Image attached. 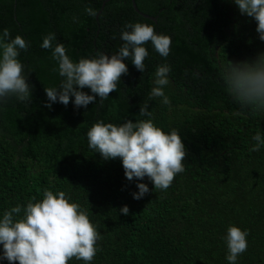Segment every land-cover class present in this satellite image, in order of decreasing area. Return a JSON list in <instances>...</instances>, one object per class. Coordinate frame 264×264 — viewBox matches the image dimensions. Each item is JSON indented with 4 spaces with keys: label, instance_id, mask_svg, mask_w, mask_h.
<instances>
[{
    "label": "trees",
    "instance_id": "16d2710c",
    "mask_svg": "<svg viewBox=\"0 0 264 264\" xmlns=\"http://www.w3.org/2000/svg\"><path fill=\"white\" fill-rule=\"evenodd\" d=\"M0 0V33L23 37V74L30 102L12 97L0 104V219L6 210L39 202L43 191H63L80 205L100 233L90 264H229L224 237L229 226L247 231L248 247L236 264H264V146L250 151L256 133L264 136V111L241 107L226 91L222 70L229 61L251 60L264 52L255 20L231 0ZM98 14L91 16L86 8ZM152 25L171 38L161 57L149 42L141 73L125 60L128 74L117 91L87 108L65 107L44 88L62 77L52 49L41 47L54 33L73 62L118 53L127 24ZM170 66L164 87L169 105L149 100L158 65ZM57 69V70H54ZM91 95L90 89H83ZM147 102L151 116H141ZM151 119L165 133L179 132L186 150L185 171L166 191L128 181L119 158L105 161L88 146L87 132L98 121L120 126ZM149 192L133 199L137 184ZM127 205L129 214L119 210ZM2 250V246H0ZM8 264V261H0ZM18 264V262H17ZM68 264H84L72 258Z\"/></svg>",
    "mask_w": 264,
    "mask_h": 264
},
{
    "label": "clouds",
    "instance_id": "9594fccd",
    "mask_svg": "<svg viewBox=\"0 0 264 264\" xmlns=\"http://www.w3.org/2000/svg\"><path fill=\"white\" fill-rule=\"evenodd\" d=\"M241 15L255 20L256 33L264 41V0H231ZM86 13L95 16L92 8ZM120 39L124 42L118 53L111 56L97 53L95 57L82 58L73 62L67 55L64 44L57 43L54 33L43 38L41 47L52 49V58L58 64L59 75L63 78L59 87L44 88L51 108L54 103L65 107L71 100L74 108H87L97 98L105 100L111 92L117 91L121 76L128 74L125 60L131 59L134 67L143 73L144 60L148 56L145 44L151 43L154 50L164 58L170 54L171 38L158 34L152 25L135 23L125 25ZM29 44L20 35L10 37L8 29L0 33V104L15 97L21 102H30L32 85L23 74V64L19 61L20 50H27ZM57 70V69H54ZM170 66H157L155 86L148 99L160 98L164 105L170 104L164 87L169 84ZM226 91L241 105L253 111H264V52L254 59L239 62L229 61L222 70ZM90 89L91 95L83 91ZM141 116H151L147 102L140 107ZM88 146L99 153L103 160L122 162L124 175L128 181H143L145 177L153 184L154 190L166 191L175 176L185 171V146L175 129L165 133L155 126L151 119L133 123L127 120L120 126L98 121L87 132ZM252 140L255 144L250 151H258L264 146V136L256 133ZM138 192L132 193L133 199H142L150 190L146 183L137 184ZM22 209L20 205L3 213L0 219V261L8 264H68L72 258L84 264L93 261L98 249L100 233L90 222L88 215L77 203L69 202L66 194L45 189L43 199L28 202L23 208V216L17 218ZM129 214V207L119 210ZM248 232L237 226H229L224 240L227 245L226 259L236 264L238 257L248 247Z\"/></svg>",
    "mask_w": 264,
    "mask_h": 264
},
{
    "label": "water",
    "instance_id": "95a60500",
    "mask_svg": "<svg viewBox=\"0 0 264 264\" xmlns=\"http://www.w3.org/2000/svg\"><path fill=\"white\" fill-rule=\"evenodd\" d=\"M107 1H108V0H103V1H102V3H101V8L105 5V3H106ZM131 2H132V6H133V8L135 9L136 12H138L139 14H141V15L144 16V17H147V18H150V19L153 20V21H156V16H150L149 14H146V13L141 12V11L138 9V7H137V5H136V3H135V0H131ZM100 11H101V9L98 11V14L100 13ZM98 14H97V16H98Z\"/></svg>",
    "mask_w": 264,
    "mask_h": 264
}]
</instances>
